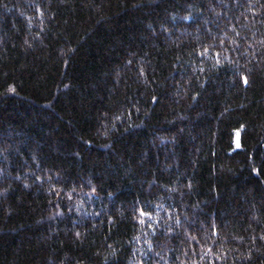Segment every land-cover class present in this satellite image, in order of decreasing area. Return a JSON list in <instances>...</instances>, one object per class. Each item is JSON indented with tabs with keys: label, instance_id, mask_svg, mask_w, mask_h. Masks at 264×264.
I'll return each instance as SVG.
<instances>
[{
	"label": "trees",
	"instance_id": "16d2710c",
	"mask_svg": "<svg viewBox=\"0 0 264 264\" xmlns=\"http://www.w3.org/2000/svg\"><path fill=\"white\" fill-rule=\"evenodd\" d=\"M0 264H264V0H0Z\"/></svg>",
	"mask_w": 264,
	"mask_h": 264
}]
</instances>
